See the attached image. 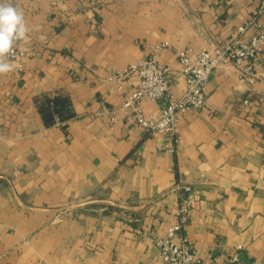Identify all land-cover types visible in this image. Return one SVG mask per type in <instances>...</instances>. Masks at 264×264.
<instances>
[{"label": "crops", "instance_id": "1", "mask_svg": "<svg viewBox=\"0 0 264 264\" xmlns=\"http://www.w3.org/2000/svg\"><path fill=\"white\" fill-rule=\"evenodd\" d=\"M258 2H10L29 28L17 45L30 54L0 74V264H160L154 239L176 222L178 183L191 187L181 233L205 263L237 254L236 264H264V51L240 67L252 81L232 64L212 71L208 106L179 117L176 141L120 110L136 76L107 80L166 42L158 60L180 95L179 51L236 37ZM43 95L66 96L73 117L46 126Z\"/></svg>", "mask_w": 264, "mask_h": 264}, {"label": "built area", "instance_id": "2", "mask_svg": "<svg viewBox=\"0 0 264 264\" xmlns=\"http://www.w3.org/2000/svg\"><path fill=\"white\" fill-rule=\"evenodd\" d=\"M248 30H253L245 36ZM238 35L225 41L220 46L208 50H194L190 47L182 49L177 55L179 76L183 88L180 95L170 92L172 71L167 64L159 62L158 57L167 43L154 45L147 58L130 63L121 70L110 73L107 80L123 82L132 76L138 78V84L133 91L122 95L120 110L130 112L128 120L131 125L149 134H162L176 141L177 122L180 116L191 110L207 107L205 87L210 80L213 70L232 64L239 69L241 80L252 81L249 68H240L245 60L255 62L264 51V0H259L255 13L249 20L237 28ZM30 53L19 47L14 48L10 61H20ZM19 67H21L19 65ZM143 100L161 102L154 113H145L141 107ZM117 111H110L109 124L112 127L116 121ZM55 123L59 119L54 116ZM170 152L173 147H169ZM174 189L179 193L176 209V222L169 226L163 237H156L154 244L158 249L160 264H207L197 254L189 240L182 235V229L187 225L190 217L191 187L175 184ZM240 249V246H237ZM238 255L231 256L224 264H236Z\"/></svg>", "mask_w": 264, "mask_h": 264}, {"label": "clouds", "instance_id": "3", "mask_svg": "<svg viewBox=\"0 0 264 264\" xmlns=\"http://www.w3.org/2000/svg\"><path fill=\"white\" fill-rule=\"evenodd\" d=\"M29 28L24 14L8 0H0V74H6L14 69L8 59L14 54L18 42L29 41Z\"/></svg>", "mask_w": 264, "mask_h": 264}, {"label": "trees", "instance_id": "4", "mask_svg": "<svg viewBox=\"0 0 264 264\" xmlns=\"http://www.w3.org/2000/svg\"><path fill=\"white\" fill-rule=\"evenodd\" d=\"M35 104L46 126L55 124V115L61 122L73 117L70 102L66 96L56 95L50 97L43 95L35 99Z\"/></svg>", "mask_w": 264, "mask_h": 264}, {"label": "rangeland", "instance_id": "5", "mask_svg": "<svg viewBox=\"0 0 264 264\" xmlns=\"http://www.w3.org/2000/svg\"><path fill=\"white\" fill-rule=\"evenodd\" d=\"M14 0H8V2H13Z\"/></svg>", "mask_w": 264, "mask_h": 264}]
</instances>
